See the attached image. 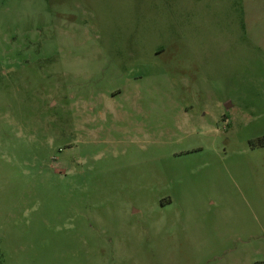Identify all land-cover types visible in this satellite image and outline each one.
Here are the masks:
<instances>
[{
    "label": "rangeland",
    "instance_id": "374dc122",
    "mask_svg": "<svg viewBox=\"0 0 264 264\" xmlns=\"http://www.w3.org/2000/svg\"><path fill=\"white\" fill-rule=\"evenodd\" d=\"M263 136L264 0H0V264H264Z\"/></svg>",
    "mask_w": 264,
    "mask_h": 264
},
{
    "label": "trees",
    "instance_id": "16d2710c",
    "mask_svg": "<svg viewBox=\"0 0 264 264\" xmlns=\"http://www.w3.org/2000/svg\"><path fill=\"white\" fill-rule=\"evenodd\" d=\"M259 140H260V142L264 143V136L261 137Z\"/></svg>",
    "mask_w": 264,
    "mask_h": 264
},
{
    "label": "flooded vegetation",
    "instance_id": "af4514ba",
    "mask_svg": "<svg viewBox=\"0 0 264 264\" xmlns=\"http://www.w3.org/2000/svg\"><path fill=\"white\" fill-rule=\"evenodd\" d=\"M223 118L228 119L227 114H223Z\"/></svg>",
    "mask_w": 264,
    "mask_h": 264
}]
</instances>
